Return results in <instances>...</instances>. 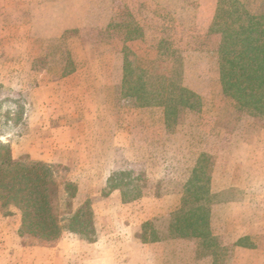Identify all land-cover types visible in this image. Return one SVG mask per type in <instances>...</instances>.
Returning <instances> with one entry per match:
<instances>
[{
	"label": "rangeland",
	"instance_id": "1",
	"mask_svg": "<svg viewBox=\"0 0 264 264\" xmlns=\"http://www.w3.org/2000/svg\"><path fill=\"white\" fill-rule=\"evenodd\" d=\"M220 1L225 3L228 13L234 12L233 10L236 8L240 9L238 12L244 10L254 16L264 13V0H217L215 4L214 0H91L93 20L108 22L107 27L103 30L96 28L99 31L95 32L96 29H94L91 34H89L91 30L86 32L83 30L81 32L82 34L93 35V39L97 40L91 45H94V51L98 52V57L84 64L91 70L92 86L107 79L112 80L116 62V38L120 33L126 32L125 28L118 29L117 20L120 19L125 26L126 24H132L134 17L128 11V5L133 6L136 4L137 10L134 12L139 15L140 19H144L149 24L147 39L150 40V42L146 41L135 45V49L140 53V64H136V66L141 65L145 68L137 67L136 70L145 71L148 78L149 75L146 69H150L152 71V83L157 77H162V81L165 84L187 87L188 90L201 99V107L199 110L179 109L176 121L165 125V127L162 124V120H160L162 114L160 106L156 111H152L150 115L141 112L137 117H134L128 110L130 108L127 107L128 113L123 112L117 115L113 112L112 115L109 112L103 127L104 129L107 127L110 133H113L115 126H118L119 123L123 126L128 124L130 120H135L141 125L140 136L144 134L145 130L150 129L157 134V142L148 149L151 152L149 155H128V160L125 156H119L118 154L92 155L84 154L83 152V154L76 155H56V159L59 160L58 163L53 165L51 163L52 160L50 161L52 156L50 155L51 149L47 146L49 140L43 138L41 141L47 147L40 148L45 153L40 154L38 157H44L42 159L46 160L44 162H49L54 166V195L57 214L61 222L63 223L65 219L73 215L87 201V198L92 196L94 236L91 240H86L79 235L66 232L59 239L44 243L28 235L21 236L19 230L16 235V233H13V229L20 225V213L14 208H9L10 211L12 210L15 213L11 214L5 222L0 219V233L3 236L8 235L9 243H12L11 245L15 246V249L17 248V250L14 249L6 257L11 264H31L38 258L36 255L37 246L52 245L58 240L63 241L66 247L70 249L72 255L76 257L77 264H100L101 255L107 252L104 249L105 245L110 247L112 245L115 255H117L118 251L123 253L128 250L132 242L129 239L133 236L118 231V224L114 222L117 221L114 219L116 213L120 211L122 205L127 203L120 202V195L116 191L108 195H103V192L105 181L110 174L118 171H130H112L113 168H116V166L123 167L126 162L130 161L131 163V160H134L135 163L146 164L147 168L151 170L149 174L154 175L153 177L157 183L163 182L164 184L171 181L172 185L167 187L157 186L155 188L143 186V193L149 191L164 196V194L177 192L181 189L185 193V187L180 188L175 183L183 182L186 179L187 182L190 180L194 168L191 171L189 168L192 166L198 150L210 151L211 153H204L208 157L205 173L208 183V194H206V201L204 202V205L209 209L208 228H210L211 224L210 212L213 205H217L222 200L234 195L242 200L249 199L246 204L244 201L237 203V219H234V223L239 228L248 222L252 228L251 244H255L257 248L248 253H237L236 258L238 261L236 264H264V233H256L257 231H264V116L244 109L234 100L222 94L218 75V48L221 36L209 33L210 28L216 21L214 19ZM84 2H87L86 6L88 8L90 0L78 1L79 4L82 3L83 5ZM149 2L154 3L156 9L140 10L141 8L138 7L140 4L143 5ZM123 3L125 10H118V8H121L120 6H123ZM166 5L167 8L165 7ZM214 6L215 8H213ZM89 13L90 10H87L86 15ZM79 33L80 31L77 29L65 31L61 36L60 44L49 43L46 46V49L50 51L54 48L55 54L59 52L61 55L59 60L48 59L49 62L46 60L43 62L36 60L35 62L41 67L44 66L46 71L51 72L54 69L56 71L57 65L60 63L62 65V75H65L63 72L67 73L70 70V59L67 53L70 44H72L71 39L74 36H78ZM159 40L167 41L159 43ZM6 45L4 42L0 43V90L10 82L12 79L11 72L15 70L2 58L8 54L4 49L8 47ZM161 52L168 56L167 60L158 58ZM155 58L156 60H154ZM154 61L156 64H154ZM48 77H52V74ZM110 94L111 91L108 95ZM46 97L48 96L45 95ZM22 102H24L22 93L11 92L8 96L1 94L0 116L3 117L5 111L10 110L9 115L11 118L16 119L18 116L20 119L13 127L0 128V137L9 132L14 135L13 141L17 148L20 146L33 149L37 140L34 139L33 130L36 124L34 122L28 125L23 123V126H20L22 114H24ZM113 104H115L114 100ZM20 108L21 111H19ZM64 109L67 110L68 107H62L61 111ZM61 116L64 126L72 127L74 135L82 136L81 134H84L85 127L89 125L85 122L80 125L74 122L70 123L68 115ZM5 117L6 115L3 118ZM147 119H151L150 125L146 123L148 122ZM95 126L98 125L96 124ZM164 129L168 133H173L172 138L169 136L167 138L162 137ZM68 132L67 130H61L59 141L61 146L67 145ZM77 139L79 141L80 138ZM194 150L197 151L194 153ZM12 158L15 160L23 158L34 160L25 155H12ZM118 158L121 161H117ZM89 167L97 169L91 172L87 170ZM214 167L216 169L215 173L223 176V179L228 178L226 175L235 174V192L227 191L222 193L220 197H214L210 193V179L215 171ZM95 173L98 174L96 175L97 178L94 175ZM67 181L74 183L77 187L76 193L72 198L64 190V183ZM93 182H97L98 185L96 187L91 186L90 184ZM181 207L182 202L178 212L173 216L144 224L135 233V240L140 242L141 245H149L168 240L202 239L198 237H179L174 232L172 227ZM9 209H2V212ZM217 222L218 224L221 223V225L225 223L224 227L228 224L227 219L222 220L219 218ZM238 232L239 229H237ZM204 240V247H210V254L213 256L214 264L231 263L230 260L234 256L232 251L228 250L227 246L224 245L227 242L226 239L223 241L220 238L219 244L216 238H212L209 235ZM20 244L23 245V250L20 249ZM115 248L118 250L115 251ZM165 251L163 247H159L157 250L147 249L141 251L142 264H148L147 253H151L153 256H164ZM178 252L180 254L181 251L179 250ZM178 259L180 260L179 262H183L181 257H178ZM157 262L162 264L158 261V258Z\"/></svg>",
	"mask_w": 264,
	"mask_h": 264
},
{
	"label": "crops",
	"instance_id": "2",
	"mask_svg": "<svg viewBox=\"0 0 264 264\" xmlns=\"http://www.w3.org/2000/svg\"><path fill=\"white\" fill-rule=\"evenodd\" d=\"M78 1L0 0V43L4 42L8 45V47L4 48L8 54L1 55L11 65L12 69H15L11 72L12 79L10 82L0 90V96L1 94L8 96L11 92L22 93L24 96V102H22L24 114H22L20 126L22 127L23 123L28 125L34 122L36 124L33 129L34 139H37L35 148L33 149L19 146V150H17L18 148L13 141L14 135L9 132L5 133L3 137H0V142L10 145L12 155H25L37 161H46L42 160L44 157L38 156L45 153L43 149H40L46 145L41 140L47 138L49 140L47 146L50 147V155H52L50 161L52 160L51 163L53 165L58 163L59 159H56L55 156H59L60 154L76 155L83 154V152L84 154L92 155L118 154L119 156H125L127 160L128 155H149L151 153L148 150L150 149L149 147L157 142V134L155 131L151 129L145 130L144 134L140 136L141 125L135 120H130L128 124H124L123 126L119 123L118 126H115L113 133H110L107 127L105 129L103 127L109 112L112 115L113 112L118 115L123 112L128 113L129 110L134 117H137L141 112L150 115L152 111H156L159 108V106H139L132 99L121 97L119 94L124 84V79L129 72L133 71L136 74L137 67L145 69L141 65L136 66V64H140V53L135 49V45L146 41L150 42L147 39L149 35V31H147L149 24L144 19H140L139 15L134 12L137 10L136 4L133 6L128 5V11L134 17L133 23L126 24L125 26L120 19L117 20L118 29L125 28L126 32L120 33L116 38V62L112 80L107 79L92 86L93 79L90 77L91 70L84 66V64L96 59L98 52L96 50L94 51V45H91V43L97 40L93 39L94 36L89 34L96 28L100 30L105 29L108 22H103V20L97 22L93 20L91 0L88 8L86 6L87 2H84L83 5L82 3L79 4ZM216 1L214 0V4ZM120 7L118 10H125L124 3ZM138 7L141 8L140 10L156 9V5L151 2L144 3L143 5L140 4ZM165 7L167 8V5ZM87 10H90L88 15H86ZM71 29H77L80 33L78 36L72 37V44H70L67 53L70 59V70L67 73L63 72L65 75H62V65L58 63V65L56 64V71L55 69L52 72L46 71L44 66L41 67L35 61L41 60L43 62L44 60L48 61V59L59 60L61 57L59 52L55 54L54 48L50 51L46 49V46L49 43L60 44L62 34ZM97 29L95 32L99 31ZM83 30L85 32L87 30L91 31L89 34H82L81 32ZM166 41L159 40V43ZM163 55V52L159 53L158 58L167 60L168 56ZM140 71L143 72V70ZM146 71L149 75L148 79H151L152 71L150 69H146ZM50 74H52V77L49 78L48 76ZM110 91L111 96L108 95ZM45 95L48 97L45 98ZM113 100L115 104H113ZM62 107H68V109L61 111ZM126 107L130 109L126 110ZM160 108H162L160 120H162L163 126L172 124L173 122L168 123L166 121L164 108ZM61 115H68L70 123L74 122L79 125L83 122L88 123L89 125L85 127L84 134H81L82 136L74 135L72 127L64 126L62 123ZM147 121L146 123L150 125L151 119H147ZM96 124L98 126H95ZM61 130L69 131L68 143L65 146H61V142H59ZM166 131L163 132L164 135L162 137L167 138L169 136L172 138L173 133ZM77 138H80L79 141ZM196 151L194 150V153ZM204 153L211 154L210 151L198 150L194 162L189 168L190 171L195 167L194 165H196L199 156ZM120 158L117 161H121L122 158ZM125 164L123 167L116 166L112 171L121 170L130 171V173L132 171V178L142 186L148 188L172 185L171 181L165 182L164 184L163 182L157 183L153 177L154 175L149 174L151 170L147 168L146 164L135 163L134 160H131V163L128 161ZM94 169L97 168H87L91 172H94ZM215 172L216 169L210 179V193L214 197H220L224 192H235V174L226 175L228 178L223 179V176ZM94 175L97 178L96 175L98 174L95 173ZM186 180L175 183V185L184 188L187 183ZM90 185L96 187L98 183L93 182ZM96 195L98 194L96 193ZM91 197H88L87 200H91ZM183 197L184 190L182 191L181 189L177 192L164 194V196L157 195L156 192L151 193L148 191L142 193L141 197L131 201H122L120 198V202L127 204L122 205L120 211L116 213L114 219L117 221L114 222L118 224V231L133 236L129 239L132 242L128 250L123 253L118 251L117 255L114 254V249L111 244V247L105 245L104 249L107 252L101 255L100 264H142L140 252L147 249L157 250L159 247H163L166 250L164 256H153L151 253H147L148 264H158L157 258L162 264H214L213 256L210 254V247H204V238L168 240L149 245H141L134 238L135 233L147 222L167 218L178 212ZM242 201L246 204L249 199L242 200L241 198H236L234 195L211 207L209 235L212 238H216L219 244L220 238L223 241L224 239L227 240L224 245L227 246L228 250L232 251L234 256L229 264L237 263V253H248L257 248L255 244H251L252 228L248 222L239 228L234 223V219H237L236 205L238 202L242 203ZM14 213L10 209L3 212L0 209V219H2V222H5ZM219 218L222 220L227 219V226L224 227L225 223H222V225L221 223L218 224L217 220ZM19 226L13 229L14 234L19 230ZM237 229H239L238 233ZM256 233L260 234L264 233V231L261 230ZM8 240V235L3 236L0 233V264H11L6 257L14 251L15 246H12V243H9ZM37 247L36 255L38 258L31 264H77L76 257L72 255L70 249L61 240L56 241L52 245ZM20 249H24L21 244ZM116 250L118 249L115 248ZM179 250L181 251L180 254L178 252ZM178 257H181L184 263L179 262Z\"/></svg>",
	"mask_w": 264,
	"mask_h": 264
},
{
	"label": "trees",
	"instance_id": "3",
	"mask_svg": "<svg viewBox=\"0 0 264 264\" xmlns=\"http://www.w3.org/2000/svg\"><path fill=\"white\" fill-rule=\"evenodd\" d=\"M238 10L228 13L225 3L220 1L216 21L209 30L210 34L221 36L218 48L220 86L224 96L244 109L264 116V13L254 16ZM136 72L126 75L119 93L121 97L132 99L139 106L163 107L168 123L176 121L181 108L200 109L201 99L190 90L165 84L162 77L152 83L145 72ZM9 114L10 110H6V117L0 116L1 129L13 127L19 121L18 116L13 119ZM207 161L208 157L202 154L186 183L182 207L172 227L179 237L205 239L209 236V209L204 205L208 194ZM53 176L51 163L28 158L15 160L9 144L0 142V209L19 211L20 235L49 243L67 232L91 240L94 236L91 200L62 223L57 214ZM142 189L143 186L132 178V173L118 171L106 179L103 195L116 191L122 201H131L142 196ZM64 190L72 198L77 187L67 181Z\"/></svg>",
	"mask_w": 264,
	"mask_h": 264
}]
</instances>
